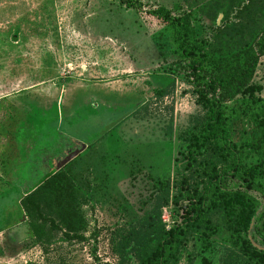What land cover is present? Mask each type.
Masks as SVG:
<instances>
[{
    "label": "rangeland",
    "instance_id": "1",
    "mask_svg": "<svg viewBox=\"0 0 264 264\" xmlns=\"http://www.w3.org/2000/svg\"><path fill=\"white\" fill-rule=\"evenodd\" d=\"M138 1L183 17L211 61L264 27V0H248L239 13L237 0ZM183 62L170 26L119 0H0V264H136L133 229L205 115L177 73ZM250 83L264 102V57ZM224 116L231 141L247 145L241 166L264 163L247 95L224 104ZM58 171L71 181L82 240L52 206L26 200ZM161 218L172 224L170 207ZM211 220L217 234L188 236L173 264H254L223 212Z\"/></svg>",
    "mask_w": 264,
    "mask_h": 264
},
{
    "label": "trees",
    "instance_id": "2",
    "mask_svg": "<svg viewBox=\"0 0 264 264\" xmlns=\"http://www.w3.org/2000/svg\"><path fill=\"white\" fill-rule=\"evenodd\" d=\"M119 1L139 15L170 26L184 58L175 70L196 89L205 111L202 123L185 133L173 175L156 182L157 204L133 229L129 243L136 264H173L188 236L217 234L211 220L217 212H223L244 256L254 264H264V163L254 168L241 166L247 145L238 147L231 141L224 116V104L247 95V106L264 141V102L255 95L261 87L250 83L264 57V27L252 33L251 44L211 61L208 43L193 38L183 17L163 8L146 9L138 0ZM247 1L237 0L232 11L246 9ZM258 12L264 16V5ZM38 184L26 200L33 203L36 197L52 206L68 235L82 240V218L70 192L69 177L61 171L51 172ZM166 207L171 208L170 226L161 218Z\"/></svg>",
    "mask_w": 264,
    "mask_h": 264
},
{
    "label": "water",
    "instance_id": "3",
    "mask_svg": "<svg viewBox=\"0 0 264 264\" xmlns=\"http://www.w3.org/2000/svg\"><path fill=\"white\" fill-rule=\"evenodd\" d=\"M76 153H77V152H74V154H72L71 156H67V158H66L64 161H62L61 164H59V165L57 166V168H59L60 166H63L67 161L70 160V158H71L73 155H76Z\"/></svg>",
    "mask_w": 264,
    "mask_h": 264
},
{
    "label": "crops",
    "instance_id": "4",
    "mask_svg": "<svg viewBox=\"0 0 264 264\" xmlns=\"http://www.w3.org/2000/svg\"><path fill=\"white\" fill-rule=\"evenodd\" d=\"M51 173V172H50Z\"/></svg>",
    "mask_w": 264,
    "mask_h": 264
}]
</instances>
